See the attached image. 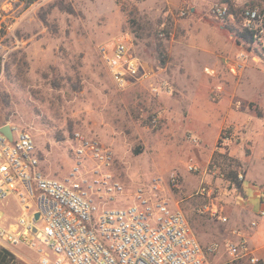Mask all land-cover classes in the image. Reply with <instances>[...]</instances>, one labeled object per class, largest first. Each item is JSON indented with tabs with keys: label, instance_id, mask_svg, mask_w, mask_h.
<instances>
[{
	"label": "rangeland",
	"instance_id": "rangeland-1",
	"mask_svg": "<svg viewBox=\"0 0 264 264\" xmlns=\"http://www.w3.org/2000/svg\"><path fill=\"white\" fill-rule=\"evenodd\" d=\"M215 2L0 0V124L27 130L43 171L61 179L100 169L77 157L80 132L112 154L109 169L124 190L107 206L131 204L141 190L181 209L195 234L225 233L207 244L233 239L231 223L212 212L228 216L242 204L256 212L264 195V51L238 37L237 18L213 16ZM119 38L149 80L115 85L99 46ZM241 52L245 68L233 76L227 65ZM3 209L13 221L20 206L10 198ZM8 249L24 264H41L26 245ZM228 259L222 248L206 263Z\"/></svg>",
	"mask_w": 264,
	"mask_h": 264
},
{
	"label": "built area",
	"instance_id": "built-area-1",
	"mask_svg": "<svg viewBox=\"0 0 264 264\" xmlns=\"http://www.w3.org/2000/svg\"><path fill=\"white\" fill-rule=\"evenodd\" d=\"M242 1L233 6L215 2L211 14L223 21L237 18L242 32L249 33L252 43L264 51V3L261 7L252 4V0ZM234 6L237 13L233 11ZM99 51L120 89L151 78V72L133 55L123 38L101 44ZM246 58L248 55L241 52L230 60L229 73L241 75ZM204 71L217 76L214 68L205 67ZM167 85L164 82L163 86ZM10 126L12 139L0 132L2 247L26 245L39 255L41 264H205L210 255L222 248L229 255L227 264H261L246 237L202 245L181 209H172L166 201L146 197L141 190L131 204L107 206L124 189L110 172L111 152L96 140L80 132L74 136L77 157L98 162L97 173L80 176L78 170L73 177L61 179L43 171L32 135L23 128ZM228 134L225 129L224 144L230 140ZM192 140L198 142L197 138ZM190 170L195 168L190 166ZM206 192V187L201 186L197 194ZM10 198L20 206L13 221H9L3 209ZM36 212L40 213L38 220ZM212 216L222 222L228 220L217 210ZM257 216L264 218V207ZM250 226L256 228L258 221H251Z\"/></svg>",
	"mask_w": 264,
	"mask_h": 264
},
{
	"label": "crops",
	"instance_id": "crops-1",
	"mask_svg": "<svg viewBox=\"0 0 264 264\" xmlns=\"http://www.w3.org/2000/svg\"><path fill=\"white\" fill-rule=\"evenodd\" d=\"M204 3L206 0H201ZM208 3L212 0H207ZM217 1H223V0H217ZM242 0H233V4H241ZM229 21L230 23L233 22L232 19H228L225 22ZM264 190V187H263ZM264 196V195H263ZM260 201V207H264V202ZM259 209L254 212L250 207H246L245 205H240V208H236L234 212H230L228 216L223 215L227 217V221L231 223V225L234 228V234H230V237L233 238V240H236L239 238V236H244L247 238L251 248L254 251V254L260 259L261 264H264V218H259L257 216V213ZM8 217V216H7ZM257 220L258 225L262 221L263 224L260 225V227L252 228L250 226L251 221ZM195 234L202 245H207L208 241L211 240L212 237H221L225 233H221L218 229H211L209 233L204 230H196ZM205 264H214V263H205Z\"/></svg>",
	"mask_w": 264,
	"mask_h": 264
},
{
	"label": "trees",
	"instance_id": "trees-1",
	"mask_svg": "<svg viewBox=\"0 0 264 264\" xmlns=\"http://www.w3.org/2000/svg\"><path fill=\"white\" fill-rule=\"evenodd\" d=\"M223 2H227L229 4H231V0H223ZM232 5V4H231ZM238 37H241L243 39H248L249 38V33L247 32H239ZM159 55L160 58H162L161 60H163V52L161 50H159ZM0 264H24L23 262H21L16 255L10 251L7 248L4 247H0Z\"/></svg>",
	"mask_w": 264,
	"mask_h": 264
},
{
	"label": "water",
	"instance_id": "water-1",
	"mask_svg": "<svg viewBox=\"0 0 264 264\" xmlns=\"http://www.w3.org/2000/svg\"><path fill=\"white\" fill-rule=\"evenodd\" d=\"M0 132L3 133L4 135H6L9 139H12V129H11V126L9 124L1 126ZM39 217H40V213L36 212L35 213V219L38 220ZM34 230H36V228Z\"/></svg>",
	"mask_w": 264,
	"mask_h": 264
}]
</instances>
